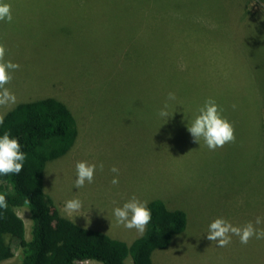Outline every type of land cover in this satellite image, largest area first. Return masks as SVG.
Returning <instances> with one entry per match:
<instances>
[{
    "label": "rangeland",
    "instance_id": "obj_1",
    "mask_svg": "<svg viewBox=\"0 0 264 264\" xmlns=\"http://www.w3.org/2000/svg\"><path fill=\"white\" fill-rule=\"evenodd\" d=\"M3 2L13 16L0 21L4 60L20 67L6 85L16 101L0 106V116L20 101L50 95L78 119L75 145L45 168L46 191L57 208L68 216L65 202L78 198L83 207L70 218L130 243L141 234L119 224L114 209L133 196L161 198L188 219L168 248L153 252L156 264H264V239L245 245L232 235L227 247L207 239L219 217L264 229V96L239 98L243 108L222 113L234 123L235 142L210 150L188 131L209 98L220 105L238 91L234 82L245 84V70H256L253 57L264 54V0ZM180 82L200 88L169 100L172 83ZM165 103L168 120L159 116ZM80 161L97 170L93 182L78 189ZM17 213L29 237V210ZM20 251L0 264H20ZM125 264H134L130 255Z\"/></svg>",
    "mask_w": 264,
    "mask_h": 264
},
{
    "label": "trees",
    "instance_id": "obj_2",
    "mask_svg": "<svg viewBox=\"0 0 264 264\" xmlns=\"http://www.w3.org/2000/svg\"><path fill=\"white\" fill-rule=\"evenodd\" d=\"M253 59L257 60L256 70H245V84L234 82L232 88L238 91L221 100L223 113L232 115L243 108L239 98L248 96V100L257 102L264 96V54L257 53ZM236 76L240 79L239 74ZM171 88L175 97L183 98L187 91H197L200 84L172 83ZM261 112L258 108L257 113ZM77 121L65 102L50 95L20 101L4 113L0 136L9 132L17 138L27 158L18 175H0V193L7 195L8 202L7 209L0 208V262L13 257L19 247L20 264H125L128 255L134 264H156L153 252L168 248L186 229L187 212L182 208H170L161 198L149 199L152 220L143 234L128 243L64 215L46 191V165L65 156L75 145L80 132ZM20 208L30 213L29 237L17 213Z\"/></svg>",
    "mask_w": 264,
    "mask_h": 264
},
{
    "label": "clouds",
    "instance_id": "obj_3",
    "mask_svg": "<svg viewBox=\"0 0 264 264\" xmlns=\"http://www.w3.org/2000/svg\"><path fill=\"white\" fill-rule=\"evenodd\" d=\"M6 20L12 22L13 16L11 5L0 0V21ZM6 48L0 43V106L15 103V95L6 87L12 79V72L17 70L20 65L5 61ZM59 99V98H58ZM169 100L175 99L174 93H169ZM61 100V99H60ZM169 105L165 103L160 110L159 116L168 120ZM235 108V105H233ZM71 109V108H70ZM223 109L212 98H209L199 109V114L188 126V131L195 141L200 143L203 138L205 144L210 150H216L225 144L235 142V126L226 117L223 116ZM3 123V116H0V124ZM22 145L17 138H13L9 132H5L0 136V175L19 174L23 170L26 153L22 150ZM103 170V164L99 165ZM97 165L80 161L76 164V180L75 187L81 188L85 183H92L94 180ZM113 173H118L119 169L113 167ZM113 185L119 183L118 178H113ZM28 201H25L27 204ZM7 195L0 193V208L7 209ZM83 207V202L74 198L65 202L64 212L68 216L78 213ZM114 216L117 222L127 229H135L143 234L152 220V212L148 207L147 201H141L133 196L125 202L122 207L114 209ZM261 218L257 217L255 224H260ZM232 235L240 238L241 244H248L250 239H264V229L258 230L252 222H248L244 226H234L228 220L219 217L210 223L207 233V239L218 243L219 247H227L231 243Z\"/></svg>",
    "mask_w": 264,
    "mask_h": 264
},
{
    "label": "bare ground",
    "instance_id": "obj_4",
    "mask_svg": "<svg viewBox=\"0 0 264 264\" xmlns=\"http://www.w3.org/2000/svg\"><path fill=\"white\" fill-rule=\"evenodd\" d=\"M180 20V19H179ZM213 39V38H212Z\"/></svg>",
    "mask_w": 264,
    "mask_h": 264
}]
</instances>
